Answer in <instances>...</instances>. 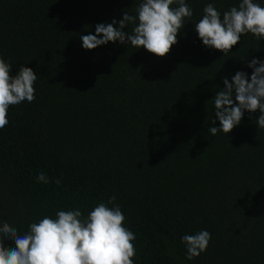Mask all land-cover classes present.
I'll return each instance as SVG.
<instances>
[{
	"label": "trees",
	"instance_id": "obj_1",
	"mask_svg": "<svg viewBox=\"0 0 264 264\" xmlns=\"http://www.w3.org/2000/svg\"><path fill=\"white\" fill-rule=\"evenodd\" d=\"M140 2L0 0V58L12 75L21 65L37 75L34 101L10 105L0 129V227L23 235L61 210L86 219L100 203L119 205L136 237L133 264H264L260 113L245 111L229 134L209 132L220 126L223 80L237 71L250 79L264 38L242 34L224 56L203 45L195 24L206 5L222 19L242 0H185L193 16L166 57L119 41L82 47L97 24L138 17ZM204 230L207 250L188 260L181 238Z\"/></svg>",
	"mask_w": 264,
	"mask_h": 264
},
{
	"label": "clouds",
	"instance_id": "obj_2",
	"mask_svg": "<svg viewBox=\"0 0 264 264\" xmlns=\"http://www.w3.org/2000/svg\"><path fill=\"white\" fill-rule=\"evenodd\" d=\"M174 3L178 7H170ZM137 11L138 17L125 13L119 21L97 24L96 35L80 36L82 47L93 50L119 41L166 57L178 42L177 35L184 27L185 18L193 16L185 0H141ZM203 12L202 19L195 24V31L204 46L219 50L224 56L240 43L242 34L252 33L257 38H264V7L253 0H242L238 8L234 6L224 12L222 19L213 4L206 5ZM129 24L135 25L131 33L125 31ZM248 67L253 70L250 79L246 72L237 71L231 82L227 78L223 80L225 87L216 93L215 118L220 126L209 128L213 136L218 131L231 133L240 124L245 111L255 113L258 110L256 124L264 128V61L253 58ZM11 72V65L0 58V129L9 122L10 105L23 101L32 103L35 99L37 75L34 71L21 65L15 75ZM37 180L45 184L49 182L43 172L39 173ZM114 200L115 197H111L109 203ZM56 217L45 216L38 223H31L29 231L23 235L5 222L0 227L3 234L0 264H133L136 237L124 227L125 216L119 205L109 208L100 203L86 219L79 210H61ZM210 239L206 230L183 236L181 242L187 249L186 258L192 260L205 252ZM5 240L13 241L15 246L5 248Z\"/></svg>",
	"mask_w": 264,
	"mask_h": 264
}]
</instances>
